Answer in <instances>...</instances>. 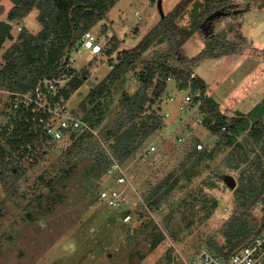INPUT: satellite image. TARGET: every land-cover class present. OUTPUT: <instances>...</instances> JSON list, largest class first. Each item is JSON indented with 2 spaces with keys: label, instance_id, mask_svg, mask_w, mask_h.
Here are the masks:
<instances>
[{
  "label": "rangeland",
  "instance_id": "rangeland-1",
  "mask_svg": "<svg viewBox=\"0 0 264 264\" xmlns=\"http://www.w3.org/2000/svg\"><path fill=\"white\" fill-rule=\"evenodd\" d=\"M179 2L118 0L91 29L105 47L116 48L110 55L106 48L93 57L87 50L76 55L73 67L77 75L85 76L79 89L65 102L89 123L91 129L87 134L91 135L83 137V143L68 156L67 150L80 135L56 140L41 131L31 143L35 163L29 162L31 153L26 154L23 163L29 166L21 177L11 171L0 176V264H182L201 246L211 248L213 243H226V223L240 210L234 193L239 172L225 164V155L231 151L225 143V133H221L226 128L212 134L205 122L199 123L197 118L206 111L199 109L203 99L196 102L195 98L201 95L200 98L213 99L227 116L225 123L237 112L248 114L264 99V7L252 5L242 12L249 0H236V8L213 23L204 22L202 30L186 41L185 52L193 57L204 50L213 35L233 41L237 31L242 34L237 40L238 53L219 57L218 64L213 58L199 61L194 75L203 79L206 90L189 91L193 103L186 110L180 112L176 106L169 110L159 102L150 108L149 112L158 110L162 127L139 145L134 156L126 160L113 156L103 131L127 118L122 103L125 95L141 88L142 68L156 53L167 50V43L149 47L134 65L123 67L124 72L109 83L104 93L91 95L94 87L104 85L127 52L133 53L140 40ZM0 5L5 6L0 21H8L13 3L0 0ZM188 20L186 15L180 23L187 24ZM40 27L41 22L34 15L27 22L23 18L13 20L14 40L8 39L1 46L0 67L7 61L6 53L19 33H36ZM175 80L168 79L162 94L164 100L166 94L176 93ZM15 101L8 90L0 88V133L5 132L1 127L14 119L11 108ZM38 102L44 103L39 99ZM166 110L171 112L170 117L164 116ZM143 117L140 115L137 120ZM215 122L211 119V124ZM248 131L239 127L226 134L243 140ZM180 135H187L182 143L178 140ZM94 138L99 140L100 147L94 144ZM0 140L5 141L3 136ZM199 142L209 154L195 164V158L189 159L188 153ZM152 143L156 150L150 152ZM105 153L114 163L100 170L97 159L104 160ZM115 162L120 167L113 169ZM17 165L10 164L15 173ZM122 172L126 180L118 184L116 180L124 175ZM170 173L180 176V181L169 194L161 196L157 194V185ZM108 185L125 188L127 202L112 207L101 200L98 192ZM262 203L264 197L248 210L250 223L259 224L264 206L255 208ZM128 213L131 220L125 222ZM168 214L171 219L167 223ZM154 232L163 234L162 242L155 248L151 245Z\"/></svg>",
  "mask_w": 264,
  "mask_h": 264
},
{
  "label": "trees",
  "instance_id": "trees-1",
  "mask_svg": "<svg viewBox=\"0 0 264 264\" xmlns=\"http://www.w3.org/2000/svg\"><path fill=\"white\" fill-rule=\"evenodd\" d=\"M13 5L10 9L8 21H0V48L3 43L10 39L14 40L12 34V22L17 18H23L34 7L39 8L38 19L42 28L37 33L22 31L16 41L6 53L7 61L0 67V88L8 90L12 97L15 93L26 94L35 89L37 83L45 78H51L63 71V59L67 58L72 51L81 46L84 33L91 30L100 21L109 8L118 0H11ZM252 5L264 7V0H249L242 12L248 11ZM236 6V0H180L178 4L162 17L160 22L146 34L137 44L133 53L127 52L122 63L116 65L112 75L107 77L102 87H94L91 95H101L105 92L109 83H114L123 67H130L136 63L149 47H155L167 43L168 49L162 53H156L155 58L148 61L142 68L140 75L143 79L141 88L134 94H126L122 103L126 108L127 118L118 121L114 128L103 131L104 140L110 143V148L117 159L126 160L138 153L139 145H142L149 137L162 127L161 115L158 110L151 112L150 108L157 103L158 98L167 87V81L173 77L178 81L179 88L191 87V92L201 91L205 93L206 83L200 77L194 75V69L199 61L204 58L217 59L228 54L238 53L240 48L237 42L242 35L236 32L235 40L213 35L205 43L204 50L196 56L190 57L184 49L186 41L199 29L207 18L216 11L224 14L230 12ZM236 8V7H235ZM221 14L217 17H222ZM188 15L187 24L180 21ZM217 17L207 20L213 23ZM204 28V26H203ZM245 41V38H242ZM108 55L112 54L116 45L105 47ZM122 68V69H121ZM120 71V72H119ZM74 76L63 86L56 99L68 101L76 92L83 81L85 74L77 75L75 68H70L69 73ZM152 90L150 95L149 90ZM201 96V95H200ZM196 96V102L203 99L200 105L206 111L205 124L211 133L221 132L224 126L226 130L221 132L226 137V144L231 146V151L225 155V164L239 172V183L234 189L235 199L239 213H235L226 223L224 235L226 243H213L211 248L218 252L230 253L239 245L246 242L257 231L258 225L247 220L248 210L257 200L264 197V99L260 101L248 114L237 112L236 116L225 123L227 116L219 111L213 99H204ZM208 105V107L206 106ZM15 115L7 127H1L0 138V176L4 177L6 171H11L17 177H21L29 165L23 163L26 154L32 163L36 158L33 155L34 146L32 140L40 135V128L36 125L33 117L36 114L33 107L11 108ZM130 113V114H129ZM144 115L141 121L137 118ZM211 119L216 122L211 124ZM11 125V126H10ZM241 127L249 129L243 140H238L234 135H228L229 131ZM7 131H11L7 134ZM86 131L75 139L71 148L67 150L68 156L73 148L83 143V137L90 136ZM219 133L221 136L222 134ZM97 142V143H96ZM94 144L99 140L94 138ZM209 152L206 148L200 150L194 144L188 153V158L195 162L203 160ZM105 159H97L100 170L106 169L112 162L106 153ZM108 157V158H107ZM18 164L17 173L10 168L11 163ZM105 164V165H104ZM9 169V170H8ZM170 173L167 178L157 185V194L161 196L169 194L176 188L180 176ZM51 183V181L49 182ZM233 183V182H231ZM212 212L209 213L211 216ZM171 219V214L166 217V222ZM163 234L154 232L151 245L157 247L162 242Z\"/></svg>",
  "mask_w": 264,
  "mask_h": 264
},
{
  "label": "built area",
  "instance_id": "built-area-1",
  "mask_svg": "<svg viewBox=\"0 0 264 264\" xmlns=\"http://www.w3.org/2000/svg\"><path fill=\"white\" fill-rule=\"evenodd\" d=\"M21 28L22 27H20V29ZM81 43L82 44L78 49L72 51L67 58L63 59L64 68L62 73L65 72L66 74H60L40 80L35 89L26 94L15 93L18 98H15L16 101L14 106L19 108L23 107L25 109L33 107V111L36 112L33 117L36 125L43 133L52 136V138L56 140H62L67 136L77 137L91 129L89 123L83 121L73 109L67 107V104L65 103L66 101H58L56 99L60 89L74 76L73 72L69 73V69L73 67L76 55L83 50H87L91 56H97L101 54L105 48V44L100 42L99 37L92 30H88L84 33ZM190 89L191 87H178L175 94H171V92L168 95L166 94L165 100L161 95L157 102L161 104L165 103L169 110L176 106L177 110L183 112L193 103V97L188 93L191 91ZM38 99L44 103L38 102ZM169 110L164 112L165 117H170L171 112ZM201 113L202 116L198 117L197 120L199 123L203 124L207 118V113ZM185 137L187 138V135L178 136L179 142H184L186 140ZM196 146L198 149L204 148L202 142H199ZM154 150H156V145L152 143L149 151L153 152ZM118 167L120 166L115 162L113 169ZM113 169H111V171ZM122 174L124 175H120L117 178L116 183H125L126 174L123 172ZM123 190L125 191V188H123ZM123 190L108 185L99 190L98 196L109 206L117 207L118 205L127 202L128 194L126 192L124 193ZM263 206L262 203L255 209H263ZM259 218L260 221L257 231L246 242L239 245L232 252L221 253L204 245L197 248V250L188 258H185L182 264H264V213L260 214ZM130 220L131 215L128 213L124 216V221L126 222Z\"/></svg>",
  "mask_w": 264,
  "mask_h": 264
},
{
  "label": "crops",
  "instance_id": "crops-1",
  "mask_svg": "<svg viewBox=\"0 0 264 264\" xmlns=\"http://www.w3.org/2000/svg\"><path fill=\"white\" fill-rule=\"evenodd\" d=\"M34 12V13H33ZM39 12H40V10H39V8H37V7H34L30 12H28L26 15H25V17H23V19L27 22V19L31 16V15H34V16H38V14H39ZM31 27V26H30ZM41 28H42V24H41V27H40V29L37 31V32H39L40 30H41ZM36 32V33H37ZM35 33V32H34ZM93 57V56H92ZM223 58V57H222ZM215 60V62L217 63V60H218V62H220V59L219 58H217V59H214ZM223 60V59H222ZM218 64V63H217Z\"/></svg>",
  "mask_w": 264,
  "mask_h": 264
},
{
  "label": "water",
  "instance_id": "water-1",
  "mask_svg": "<svg viewBox=\"0 0 264 264\" xmlns=\"http://www.w3.org/2000/svg\"><path fill=\"white\" fill-rule=\"evenodd\" d=\"M4 10H5V6H4V5H0V14L3 13ZM221 14H224V13H223L222 11H216V12H214L211 16H209V17L207 18V20H209V19H211V18H214V17H217V16H219V15H221ZM207 20H206V22H207ZM229 183H230V181H229ZM230 185H231V186H235V183H230Z\"/></svg>",
  "mask_w": 264,
  "mask_h": 264
}]
</instances>
